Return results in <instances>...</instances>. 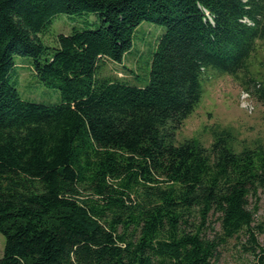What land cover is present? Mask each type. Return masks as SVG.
Segmentation results:
<instances>
[{
  "label": "trees",
  "instance_id": "16d2710c",
  "mask_svg": "<svg viewBox=\"0 0 264 264\" xmlns=\"http://www.w3.org/2000/svg\"><path fill=\"white\" fill-rule=\"evenodd\" d=\"M60 14L99 25L46 45ZM143 21L164 29L147 83L102 75ZM15 57L57 104L20 97ZM211 76L264 106V0H0V264H217L240 236L264 264V147L176 140Z\"/></svg>",
  "mask_w": 264,
  "mask_h": 264
},
{
  "label": "rangeland",
  "instance_id": "374dc122",
  "mask_svg": "<svg viewBox=\"0 0 264 264\" xmlns=\"http://www.w3.org/2000/svg\"><path fill=\"white\" fill-rule=\"evenodd\" d=\"M99 21L94 14L57 15L48 26L43 36L46 45H53L56 35H68L73 29L84 31L94 30ZM164 29L158 25L143 21L135 29L133 44L121 63L106 61L101 74L119 80L127 81L130 86L143 87L147 83L149 60L154 51L158 37ZM16 67L11 82L23 100L55 105L59 102V92L43 87L34 76L29 66L31 60L25 57H15ZM126 82V83H127ZM203 99L197 110L183 123L176 135L177 142L186 139L198 140L203 146L209 147L213 141V133L226 131L233 138V147L239 151L243 147H264V106L255 96L252 98L255 109L251 114L239 105L240 92L243 89L229 76H211L202 82ZM254 224L264 223V190L260 193L259 210L254 216ZM213 232L219 231V223L212 219ZM212 229L207 236L212 237ZM259 245L264 249V232L257 235ZM246 237L229 240L218 249L217 264H252V257L245 253L243 246ZM4 237L0 234V258L3 255Z\"/></svg>",
  "mask_w": 264,
  "mask_h": 264
},
{
  "label": "built area",
  "instance_id": "2783aa9c",
  "mask_svg": "<svg viewBox=\"0 0 264 264\" xmlns=\"http://www.w3.org/2000/svg\"><path fill=\"white\" fill-rule=\"evenodd\" d=\"M239 105L248 114H251L255 109V103L252 95L247 90H242L239 96Z\"/></svg>",
  "mask_w": 264,
  "mask_h": 264
}]
</instances>
